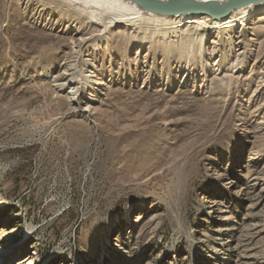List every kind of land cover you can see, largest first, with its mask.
<instances>
[{
    "label": "rangeland",
    "instance_id": "374dc122",
    "mask_svg": "<svg viewBox=\"0 0 264 264\" xmlns=\"http://www.w3.org/2000/svg\"><path fill=\"white\" fill-rule=\"evenodd\" d=\"M50 12L0 0V264H264V10L125 51Z\"/></svg>",
    "mask_w": 264,
    "mask_h": 264
},
{
    "label": "bare ground",
    "instance_id": "6f19581e",
    "mask_svg": "<svg viewBox=\"0 0 264 264\" xmlns=\"http://www.w3.org/2000/svg\"><path fill=\"white\" fill-rule=\"evenodd\" d=\"M24 1H26L27 4L35 3L38 7L41 8V11H51L53 14H56V16L60 20L57 21L58 24H63L66 23L67 21V23L71 24L68 25L67 32L75 31L76 34H79L81 36L86 35L88 38L83 37L76 40L77 49H82L83 48L82 46L85 43H89V42H93L92 47L96 49L97 47L95 48V46L97 42L105 41L108 49L111 48V45L113 43H121L123 44L124 47L123 51H125L127 50L129 44L131 43L138 42L139 45H143V42L145 43L147 40L152 42L150 39L151 37L150 35L148 37H143L144 35L142 31L143 29L148 27L152 28V31H157V32L159 31L158 33L160 35L162 34V36L166 33H170L180 36L182 39L185 38L189 40L191 39L190 37L193 36V33L191 34L190 31H192L193 29H197L198 27L203 25V21L205 17L201 15H190V14L157 15L154 13H148L143 11L138 5L134 4L129 0H24ZM159 1H168V0H159ZM190 1L196 3L208 4L214 2L223 3L226 0H190ZM263 10H264V4L263 5L252 4L245 8L235 10L227 18L215 21L213 28L221 29V28L232 27L235 23L239 22L240 20L242 21L244 19L247 20L252 16L253 13H257V12L262 13ZM117 27L118 28L121 27V29L122 28L123 29L120 31H114V32L111 31ZM133 28H134V32L138 30H140L141 32L139 33L136 32L135 33L136 36H134L130 34L132 32H129V29L132 30ZM164 37L165 36H163V38ZM202 38L203 37H201V39ZM163 41L164 42L162 43L163 45L161 47L162 51H165V49L166 48L168 49V47L171 48L174 47L173 41L170 40H163ZM153 43L154 42H152L151 44ZM156 43H158L157 40ZM170 54L172 55V53ZM185 57L187 59L189 57V53L185 54ZM82 70H83V66L82 67L75 66L74 69L72 68L71 73L68 74L65 72L63 74L64 75L68 74V76L72 77L71 79H77L78 76V78H80L81 83L83 85H87L89 78L88 76L81 75ZM117 154L118 157H120V159L121 158L123 159L124 156H126V159L127 157L128 158L130 157L129 149L127 148V150H125L124 147L118 149ZM30 229L31 228H27L26 232H29Z\"/></svg>",
    "mask_w": 264,
    "mask_h": 264
},
{
    "label": "water",
    "instance_id": "95a60500",
    "mask_svg": "<svg viewBox=\"0 0 264 264\" xmlns=\"http://www.w3.org/2000/svg\"><path fill=\"white\" fill-rule=\"evenodd\" d=\"M143 11L157 15H201L212 21L227 18L233 11L250 5H263L264 0H226L223 3H196L190 0H129Z\"/></svg>",
    "mask_w": 264,
    "mask_h": 264
}]
</instances>
